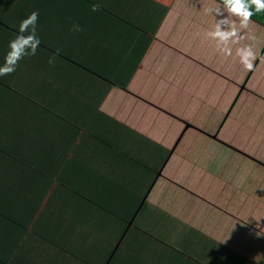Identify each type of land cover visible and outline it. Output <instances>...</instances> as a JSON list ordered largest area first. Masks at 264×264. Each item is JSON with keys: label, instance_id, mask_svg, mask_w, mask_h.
<instances>
[{"label": "crops", "instance_id": "crops-1", "mask_svg": "<svg viewBox=\"0 0 264 264\" xmlns=\"http://www.w3.org/2000/svg\"><path fill=\"white\" fill-rule=\"evenodd\" d=\"M219 6L0 0V264H264V26Z\"/></svg>", "mask_w": 264, "mask_h": 264}, {"label": "clouds", "instance_id": "clouds-1", "mask_svg": "<svg viewBox=\"0 0 264 264\" xmlns=\"http://www.w3.org/2000/svg\"><path fill=\"white\" fill-rule=\"evenodd\" d=\"M223 9L221 6L210 10L215 13L216 16L223 17L216 20L214 30L208 31L206 34L218 40L221 44L227 45L230 41L238 43L241 39L245 38L241 35L239 29H246L251 22V18L254 14L264 12V0H222ZM254 7V11L252 10ZM93 11L99 10V5H94ZM227 13V16L224 13ZM239 20V29L237 28L236 20ZM39 13L32 12L27 18L21 21L18 29V35L16 38L9 42V53L6 57V66L8 60L13 61L14 64L18 63L25 54L29 52L35 54L36 48L39 45V39L36 35V25L38 22ZM82 29L78 25L73 26V31H81ZM29 33L25 35V33ZM221 51L225 55H231V48H224ZM236 55L239 57L241 65L250 70L253 68V62L257 59L256 52L252 46L240 47L236 50ZM52 63V61H50ZM0 74L7 75L9 72H0Z\"/></svg>", "mask_w": 264, "mask_h": 264}, {"label": "trees", "instance_id": "trees-1", "mask_svg": "<svg viewBox=\"0 0 264 264\" xmlns=\"http://www.w3.org/2000/svg\"><path fill=\"white\" fill-rule=\"evenodd\" d=\"M220 3H222V0H217ZM254 11V7L252 9ZM251 20L255 21L256 23H259L264 26V12L256 13L252 16Z\"/></svg>", "mask_w": 264, "mask_h": 264}, {"label": "rangeland", "instance_id": "rangeland-1", "mask_svg": "<svg viewBox=\"0 0 264 264\" xmlns=\"http://www.w3.org/2000/svg\"><path fill=\"white\" fill-rule=\"evenodd\" d=\"M244 101H248V104L257 103V101L251 97H248V98L246 97V100H244ZM244 101H242V102H244Z\"/></svg>", "mask_w": 264, "mask_h": 264}]
</instances>
